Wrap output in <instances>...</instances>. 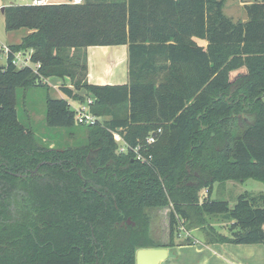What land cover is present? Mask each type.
Returning a JSON list of instances; mask_svg holds the SVG:
<instances>
[{"label":"trees","instance_id":"obj_1","mask_svg":"<svg viewBox=\"0 0 264 264\" xmlns=\"http://www.w3.org/2000/svg\"><path fill=\"white\" fill-rule=\"evenodd\" d=\"M226 2L6 8L7 32H36L11 52L31 54L41 67L18 68L12 54L0 67V264H136L140 249L193 245L191 238L175 242L192 203L200 207L195 216L231 221L228 235L206 231L208 244L264 245V197L243 195L234 208L198 205L199 191L210 194L224 170L264 179V0L245 6L246 22L228 17ZM120 45L129 48L128 83L89 84L87 49ZM159 55L166 78L146 82L143 73L160 71ZM51 77L70 80L72 87L60 88L68 99L84 103L82 90L93 96L94 126L79 124L68 100L47 102L48 126H84L86 144L45 148L19 122L17 90ZM122 105L126 117L101 120ZM159 129L151 166L119 152L114 133L135 146ZM170 205V239L162 244L152 213Z\"/></svg>","mask_w":264,"mask_h":264},{"label":"rangeland","instance_id":"obj_2","mask_svg":"<svg viewBox=\"0 0 264 264\" xmlns=\"http://www.w3.org/2000/svg\"><path fill=\"white\" fill-rule=\"evenodd\" d=\"M257 1L260 0H227L224 13L235 21L242 20L243 17H246L247 13L245 8L242 7L241 4L249 2L254 3ZM21 4V0H0V67L7 64V55L5 52L6 47L11 45H18L20 42H22L23 38L36 33L35 31H30L29 29H20L14 32H7L5 23V10L7 7L13 5L20 6ZM72 55L73 53L67 54V56L69 57ZM163 65L164 59L158 60L157 67L159 68ZM101 69H103V67ZM121 69L122 68H119L118 70ZM143 74L145 75L142 77L146 82L153 81L155 83H158L166 78V74L160 71ZM119 75H123V79L121 78L115 82L113 80V82L120 85L127 84L129 79L127 77L126 69H124L123 71H119ZM42 81L44 83L42 86H35L34 84H30L25 86L24 88H20L17 90L16 104L19 122L25 127L31 129L35 134L39 145L45 148L65 149L68 147H75L86 144L89 133L84 126L75 125V127L73 128H51L48 126L47 102L49 98L56 100L66 99L70 102V107L73 111L82 107H86V109L89 110L88 98L93 99V96L89 95L86 90L78 91V95L86 98V101L84 103H81L73 99H68L67 96L60 90L61 86L64 85L72 87L70 80H65L59 77H51L48 79L43 78ZM87 81L89 82V84L94 83V85L98 82L88 80V76ZM101 82V84H106L107 81L102 80ZM107 109L112 111L113 116H101L100 118L103 122L109 121L113 117H126L128 106L122 105L114 107L112 109L108 107ZM240 119L245 121V119H248V115L242 114L240 116ZM230 158L231 156H229L228 160H231ZM246 194L256 197H264V179H246L241 174L235 172L232 173L230 169H227L222 172V175H220L218 182L213 185L210 194L207 193V190L199 191L198 205H203V207H205L207 202L215 201L227 202L230 208H234L237 205L239 198ZM194 205L195 204L192 203V205L187 208V217L189 220L187 221L186 226H184V224L182 226L190 233L189 238H191L194 242V247L203 249V251H207L208 246H213L211 249L214 252L217 251L219 255H214V257L209 255L206 260L205 258L207 255H204L202 258H200L201 256L197 258L193 257L192 259H186L185 262L178 264H229L227 263V261L234 262L236 260H241L242 262H244V264H264V252L263 259H259L258 257H251L248 261L245 262L243 256V251L247 249L243 247L258 246L261 248L254 249L262 250L264 249L263 244H248L246 246L231 243L208 244L206 241V237L204 236L206 231L210 230V228L213 227L217 229L218 232H220L222 235H228L227 228H229L231 221L216 215H203L201 217L198 215L195 216L194 213H197L196 211L199 212L200 210L197 208L200 207H195ZM172 209V205L163 206L152 213V232L156 237V241L162 244L169 243V215ZM202 210H204V208ZM188 227L191 228L192 231L188 230ZM180 232H182V230ZM186 239H188V237H186L185 234L182 233L177 236L175 242L180 243L185 241ZM233 249L235 251H233ZM249 251L251 252V254L253 253V250ZM170 252L172 254L173 251L171 250ZM221 256L223 259L221 258ZM233 256H235V258Z\"/></svg>","mask_w":264,"mask_h":264},{"label":"crops","instance_id":"obj_3","mask_svg":"<svg viewBox=\"0 0 264 264\" xmlns=\"http://www.w3.org/2000/svg\"><path fill=\"white\" fill-rule=\"evenodd\" d=\"M258 2V1H257ZM253 2L249 3H243L241 4L242 7L245 8L246 5H250ZM248 20V17H243L242 22H246ZM24 39V38H23ZM195 41L198 45L203 46L204 48H207L208 43L206 41L200 40L198 38H195ZM21 43V42H20ZM19 43V44H20ZM12 46V45H11ZM10 47V46H8ZM87 59H88V80L90 81H98L95 85H120L115 84L114 82L123 79V75H119V71H123L126 69L127 77L129 79V48L128 45H120V46H95V47H89L87 49ZM165 60L164 56L159 55L158 60ZM103 67V69H101ZM119 68H122L121 70H118ZM160 72H165L162 67H159ZM155 70V67H154ZM107 81L106 84H101V81ZM114 80V82H113ZM123 81V80H122ZM120 83V82H119ZM122 83V82H121ZM94 84V83H92ZM178 244V243H177ZM246 246V245H242ZM213 246H208L207 251H203V249H199L197 247H194V245H184L179 246L175 251L172 252L169 250V258L167 261L162 262L161 264H178L185 262L186 259H192L193 257L202 258L204 255H207L205 260L210 256L219 255L218 252H214L211 248ZM247 248L243 251V256L245 262L248 261L251 257H258L259 259H263V252L264 249H254V248H261L258 246H247L243 247ZM230 250V249H229ZM249 250H253V253ZM233 251H235L233 249ZM256 252V254H255ZM230 253V251H229ZM213 254V255H212ZM236 255V254H234ZM235 258V256H233ZM222 258V256H221ZM223 259V258H222ZM237 259V258H236ZM204 261V260H203ZM229 264H244L241 260H236L234 262L227 261Z\"/></svg>","mask_w":264,"mask_h":264},{"label":"built area","instance_id":"obj_4","mask_svg":"<svg viewBox=\"0 0 264 264\" xmlns=\"http://www.w3.org/2000/svg\"><path fill=\"white\" fill-rule=\"evenodd\" d=\"M22 4L20 6L25 7H47V6H59V5H82L85 0H21ZM7 59L9 55L12 54V63L18 68L33 67L37 71L41 65L34 64L31 61V54H25L23 52L12 53L9 47L5 48ZM89 110L86 107L79 108L75 110L76 119L79 124L86 126H94L99 123V118L94 115L91 111V104L93 100L88 98ZM162 133L159 129L153 132L144 142H138L137 145L132 146L127 143L119 133H114L115 141L118 143L119 152L123 154L131 153L134 159L143 165L151 166L154 161V156L150 151V147H153L157 141L158 136ZM180 234L184 233L186 237H190V233L183 227H180Z\"/></svg>","mask_w":264,"mask_h":264},{"label":"water","instance_id":"obj_5","mask_svg":"<svg viewBox=\"0 0 264 264\" xmlns=\"http://www.w3.org/2000/svg\"><path fill=\"white\" fill-rule=\"evenodd\" d=\"M168 258L169 250L166 248L140 249L136 254V264H161Z\"/></svg>","mask_w":264,"mask_h":264}]
</instances>
